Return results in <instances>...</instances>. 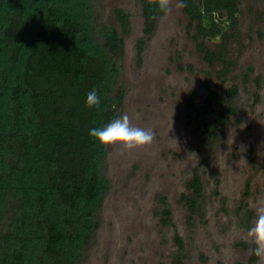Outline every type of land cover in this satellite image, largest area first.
<instances>
[{
  "label": "trees",
  "instance_id": "1",
  "mask_svg": "<svg viewBox=\"0 0 264 264\" xmlns=\"http://www.w3.org/2000/svg\"><path fill=\"white\" fill-rule=\"evenodd\" d=\"M105 1L0 0V264H88L99 242L108 191L102 176L105 146L89 132L118 118L122 92H114L124 40L132 29L131 15L123 9L114 10L112 23L105 22ZM135 1L142 18V38L135 45L140 67L162 13L151 0ZM180 3L187 34L195 28L196 51L208 67H220L217 75L227 83L219 96L203 86L209 121L199 128L204 144L213 145L239 116L242 93L254 105L259 102L263 76L248 66L229 77L237 59L229 55L227 43L236 38L226 29L235 26L244 0ZM93 89L101 99L99 108L86 106ZM194 101L191 93L189 108ZM201 177L195 168L186 184L188 194L181 195L189 226L204 215ZM213 195L219 196L217 190ZM156 201L155 217L173 230L170 264H190L167 199L157 196ZM238 218L237 225L249 230L256 215L246 211ZM235 246L248 247L242 242Z\"/></svg>",
  "mask_w": 264,
  "mask_h": 264
},
{
  "label": "rangeland",
  "instance_id": "2",
  "mask_svg": "<svg viewBox=\"0 0 264 264\" xmlns=\"http://www.w3.org/2000/svg\"><path fill=\"white\" fill-rule=\"evenodd\" d=\"M175 0L170 14L162 13L157 31L136 65L135 45L142 38V18L135 0H107L104 20L114 21V10L131 15V32L124 40V60L114 95L122 92L118 118L127 114L133 126L152 129L150 146L130 152L105 147L102 176L108 191L102 202L99 242L88 264H170L173 230L155 217L157 196L167 199L175 230L183 237L190 264H258L252 260L248 230L237 225L238 215L264 201V0H244L235 26L226 30L237 66L251 67L263 76L260 100L241 94L234 117L213 145L203 142L199 124L209 90L222 94L227 83L219 66L208 67L188 35V19ZM210 48L214 47L209 42ZM190 67V69H189ZM195 94L189 108L190 94ZM253 104V105H252ZM201 174L206 202L202 221L187 223L181 195L194 169ZM216 182L219 183L216 186ZM217 190L219 196L213 195ZM243 209L241 210V206ZM255 223V220H254ZM237 242L247 248L236 247Z\"/></svg>",
  "mask_w": 264,
  "mask_h": 264
},
{
  "label": "clouds",
  "instance_id": "3",
  "mask_svg": "<svg viewBox=\"0 0 264 264\" xmlns=\"http://www.w3.org/2000/svg\"><path fill=\"white\" fill-rule=\"evenodd\" d=\"M157 11L170 14L175 0H151ZM181 7V3H175ZM100 96L96 89L87 93L86 106L99 108ZM89 135L105 147H119L121 151L130 152L150 146L155 138L152 129H144L133 126L127 114L116 118L103 128H92ZM255 208L256 219L247 232V237L255 245L254 255L258 258V264H264V201H259Z\"/></svg>",
  "mask_w": 264,
  "mask_h": 264
}]
</instances>
